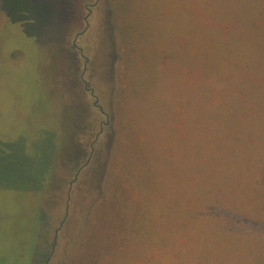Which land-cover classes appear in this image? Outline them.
Instances as JSON below:
<instances>
[{
	"label": "rangeland",
	"instance_id": "obj_1",
	"mask_svg": "<svg viewBox=\"0 0 264 264\" xmlns=\"http://www.w3.org/2000/svg\"><path fill=\"white\" fill-rule=\"evenodd\" d=\"M114 1L0 0V264L78 257L128 142L192 231L161 264H264V0H198L227 32L193 0H116L143 32L131 75Z\"/></svg>",
	"mask_w": 264,
	"mask_h": 264
},
{
	"label": "trees",
	"instance_id": "obj_2",
	"mask_svg": "<svg viewBox=\"0 0 264 264\" xmlns=\"http://www.w3.org/2000/svg\"><path fill=\"white\" fill-rule=\"evenodd\" d=\"M115 3L116 0L111 2L110 10L117 49L121 50L117 59L123 62L127 74L131 75L137 63L133 53L143 32H138L132 24L117 23L116 13L126 7L124 4L117 8ZM191 5L195 23L204 19L205 26L212 28L214 22L219 21L209 17L206 8H202L198 0H193ZM218 24L225 28V32L232 26L223 21ZM214 103L211 101V104ZM121 145L119 143L115 147L117 151L114 150L111 157L112 165L103 174L101 199L95 211L88 215L86 229L79 243L78 257H71L69 264H161L158 260L163 259V254L170 251L168 257L172 259L180 238L186 239L192 234L190 231L179 237L175 235V229L179 227L175 221L178 222V219H170L169 212H162L166 205L162 204L161 207L160 204L163 197L157 187L159 170L156 166H152L139 150L134 152L137 147L130 146L129 142L123 149ZM127 149L129 155L132 153L130 157L134 162L127 158ZM182 225L184 228L188 223Z\"/></svg>",
	"mask_w": 264,
	"mask_h": 264
}]
</instances>
